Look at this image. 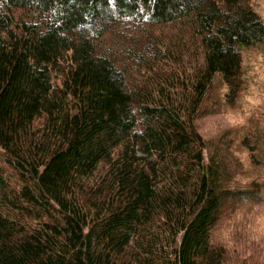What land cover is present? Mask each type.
<instances>
[{"label": "trees", "instance_id": "trees-1", "mask_svg": "<svg viewBox=\"0 0 264 264\" xmlns=\"http://www.w3.org/2000/svg\"><path fill=\"white\" fill-rule=\"evenodd\" d=\"M248 48L250 0H0V264L231 260L218 228L264 205V126L238 180L196 122L216 76L235 102Z\"/></svg>", "mask_w": 264, "mask_h": 264}, {"label": "rangeland", "instance_id": "rangeland-1", "mask_svg": "<svg viewBox=\"0 0 264 264\" xmlns=\"http://www.w3.org/2000/svg\"><path fill=\"white\" fill-rule=\"evenodd\" d=\"M250 4L264 21V0H250ZM16 12L20 15V11ZM241 72V91L233 104L225 102L226 87L217 76L214 78L203 103L210 111L196 122L197 131L208 143H220L228 149L226 144L233 143L245 170L241 176L237 173L238 180L250 179L251 175L259 173L248 166L246 154L236 143L258 121L264 126V52L255 48L244 50ZM233 206L232 211L224 214L218 228L219 239L231 253V260L225 264H264V205L239 203Z\"/></svg>", "mask_w": 264, "mask_h": 264}]
</instances>
